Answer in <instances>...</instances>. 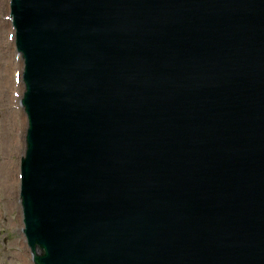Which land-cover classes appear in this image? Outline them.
Returning a JSON list of instances; mask_svg holds the SVG:
<instances>
[{"label": "water", "instance_id": "95a60500", "mask_svg": "<svg viewBox=\"0 0 264 264\" xmlns=\"http://www.w3.org/2000/svg\"><path fill=\"white\" fill-rule=\"evenodd\" d=\"M33 264H264V0H9Z\"/></svg>", "mask_w": 264, "mask_h": 264}, {"label": "rangeland", "instance_id": "374dc122", "mask_svg": "<svg viewBox=\"0 0 264 264\" xmlns=\"http://www.w3.org/2000/svg\"><path fill=\"white\" fill-rule=\"evenodd\" d=\"M7 0L6 11L0 10V20L2 15L9 19V5ZM5 20V21H6ZM8 22L10 20H7ZM10 23V22H9ZM11 26V25H10ZM3 28V27H2ZM9 29V28H8ZM3 36L0 40V53L5 51L1 44L5 41L9 44V65L6 63L7 57L0 54V165L3 164L4 154L2 153L1 139L6 136L12 142L13 155H8V162L13 168L17 164L19 170V160L24 149V131L26 128L25 117L21 111L19 100L22 95L23 87L20 80L22 63L15 52L13 44V35L5 40V29H2ZM12 33V28L11 32ZM11 35V34H10ZM12 56H14V65H12ZM12 74V75H11ZM12 78V79H11ZM5 87V94L1 95V90ZM19 96V97H18ZM12 99V101H10ZM11 113V114H9ZM17 130V132H16ZM14 140L16 146H14ZM15 151L16 155H15ZM14 171V170H13ZM3 178L0 173V264H32L30 253L25 244L22 234V218L19 202V180L17 172V195L12 205L7 201L8 193L2 187Z\"/></svg>", "mask_w": 264, "mask_h": 264}, {"label": "bare ground", "instance_id": "6f19581e", "mask_svg": "<svg viewBox=\"0 0 264 264\" xmlns=\"http://www.w3.org/2000/svg\"><path fill=\"white\" fill-rule=\"evenodd\" d=\"M6 9H7V0H0V10L6 11ZM5 15H7V14L5 13ZM4 16L2 15L3 18L0 20V40H1L2 36H3V32H2L3 28L6 31V33L4 34L5 40H7L8 36H11L10 35L11 34L10 33L11 32L10 23L6 20V18ZM1 47L5 51H3V53H0V54H2L5 57H7V55H8L6 63L9 65V55H10V53L7 50V47H9V44L5 41L4 44H1ZM11 64L14 65V56H12V63ZM4 94H5V87L3 88V90H1V95H4ZM10 101H12V99H10ZM9 114H11V113H9ZM16 132H17V130H16ZM1 146H2V150L1 151L4 154L3 155L4 156L3 164L0 165V173L2 172V178H3L2 187H3V189L5 188L4 191L6 193H8V196H7L8 200L7 201L10 203V205H12L13 200L16 197L17 191H18V186H17L18 185L17 184V172L18 171H17V164L13 168V166H11L10 163L8 162V155L12 156L13 155V151L15 149L12 150V142L10 141L8 136H6L5 138L1 139ZM14 146H16L15 140H14ZM16 152L17 151H15V155H16ZM17 153H20V151L17 152Z\"/></svg>", "mask_w": 264, "mask_h": 264}]
</instances>
